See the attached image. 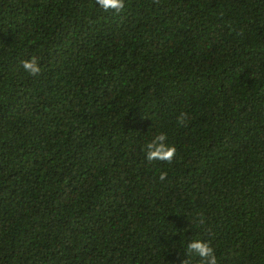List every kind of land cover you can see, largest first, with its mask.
<instances>
[{
	"label": "trees",
	"instance_id": "16d2710c",
	"mask_svg": "<svg viewBox=\"0 0 264 264\" xmlns=\"http://www.w3.org/2000/svg\"><path fill=\"white\" fill-rule=\"evenodd\" d=\"M196 239L264 264V0H0V264H200Z\"/></svg>",
	"mask_w": 264,
	"mask_h": 264
},
{
	"label": "clouds",
	"instance_id": "9594fccd",
	"mask_svg": "<svg viewBox=\"0 0 264 264\" xmlns=\"http://www.w3.org/2000/svg\"><path fill=\"white\" fill-rule=\"evenodd\" d=\"M97 3L105 11L115 10L119 12L123 9L125 0H97ZM23 67L26 72L32 75L40 72V67L36 59L24 61ZM166 139V134L160 133L147 144L146 158L149 161L158 159L171 162L173 160L176 149L175 147L167 145L165 143ZM165 175L166 174L162 173L160 179L163 180ZM187 249L189 253L194 252L201 258L200 264H218L215 250L208 242L199 239L192 240L188 243Z\"/></svg>",
	"mask_w": 264,
	"mask_h": 264
}]
</instances>
